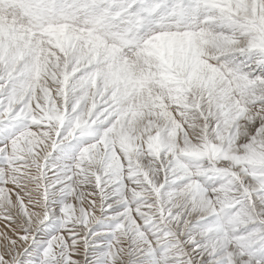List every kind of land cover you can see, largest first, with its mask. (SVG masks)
I'll list each match as a JSON object with an SVG mask.
<instances>
[{"label":"snow or ice","instance_id":"snow-or-ice-1","mask_svg":"<svg viewBox=\"0 0 264 264\" xmlns=\"http://www.w3.org/2000/svg\"><path fill=\"white\" fill-rule=\"evenodd\" d=\"M0 264H264V0H0Z\"/></svg>","mask_w":264,"mask_h":264}]
</instances>
